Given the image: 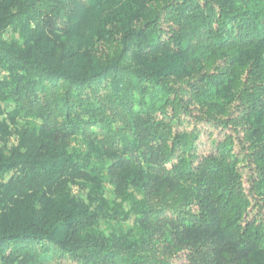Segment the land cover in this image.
Returning <instances> with one entry per match:
<instances>
[{
  "label": "trees",
  "instance_id": "1",
  "mask_svg": "<svg viewBox=\"0 0 264 264\" xmlns=\"http://www.w3.org/2000/svg\"><path fill=\"white\" fill-rule=\"evenodd\" d=\"M174 258L264 264V0H0V264Z\"/></svg>",
  "mask_w": 264,
  "mask_h": 264
},
{
  "label": "rangeland",
  "instance_id": "2",
  "mask_svg": "<svg viewBox=\"0 0 264 264\" xmlns=\"http://www.w3.org/2000/svg\"><path fill=\"white\" fill-rule=\"evenodd\" d=\"M8 106V105H7ZM175 128H179V129H183V128H191V125H176ZM218 136L217 132H215L214 134V137ZM210 143V141L207 139V135L202 132L201 135H200V138L198 140V144H199V147H200V150H203V149H206V145H208ZM244 185L245 187L248 186V181H247V178H246V175L244 176ZM173 263L174 264H181V259L180 258H174L173 259Z\"/></svg>",
  "mask_w": 264,
  "mask_h": 264
}]
</instances>
